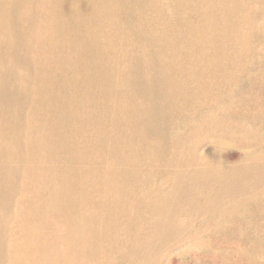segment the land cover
<instances>
[{"label":"rangeland","instance_id":"1","mask_svg":"<svg viewBox=\"0 0 264 264\" xmlns=\"http://www.w3.org/2000/svg\"><path fill=\"white\" fill-rule=\"evenodd\" d=\"M0 264H264V0H0Z\"/></svg>","mask_w":264,"mask_h":264}]
</instances>
